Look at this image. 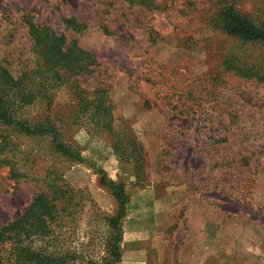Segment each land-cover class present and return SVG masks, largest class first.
Instances as JSON below:
<instances>
[{"label": "rangeland", "instance_id": "1", "mask_svg": "<svg viewBox=\"0 0 264 264\" xmlns=\"http://www.w3.org/2000/svg\"><path fill=\"white\" fill-rule=\"evenodd\" d=\"M0 0V65L40 100L20 114L51 119L83 161L48 136L0 125L25 171L0 168V228L57 178L74 190L52 245L76 264H102L116 201L100 171L124 183L130 202L116 264H264V81L226 70L235 54L264 69V43L243 42L216 24L224 4L264 25V0ZM93 53L90 74L55 80L32 71L24 16ZM87 23L81 34L64 18ZM102 98L109 112L93 117ZM113 120L114 133L100 122ZM118 144L120 152L115 146ZM123 153V154H121ZM66 206V207H67Z\"/></svg>", "mask_w": 264, "mask_h": 264}, {"label": "trees", "instance_id": "2", "mask_svg": "<svg viewBox=\"0 0 264 264\" xmlns=\"http://www.w3.org/2000/svg\"><path fill=\"white\" fill-rule=\"evenodd\" d=\"M126 1L130 5L137 4L147 9L161 6L156 0ZM24 20L33 40L32 55L36 67L32 71L36 74H49L55 80H62L73 75L90 74L98 65L93 53L83 49L77 39L67 41L63 34H58L49 26L36 24L28 15L24 16ZM64 22L77 34H81L88 27L86 22L73 16L64 18ZM216 24L226 35L245 43H264V25H257L242 16L234 5L224 4L218 8ZM222 65L236 75L264 81V69L257 64L244 63L234 53L226 54ZM27 75L28 73H23L22 77L15 78L10 70L0 65V125L15 127L29 136H48L59 152L83 161L80 154L62 141L61 133L51 119L31 123L20 117L26 107L40 100L39 94L24 85ZM105 102L98 98L87 103V108L91 107L93 117L102 111H106V114L109 112ZM109 118L106 117L100 124L114 133L113 120ZM115 147L120 152L118 144ZM14 151L6 137L1 134L0 168L8 166L10 178L18 180L23 174L26 175V172L21 171L22 166L18 165L14 154H10ZM100 174V183L111 191L116 201L115 213L103 216L109 235L105 239L106 253L102 257V264H116L122 258V222L128 211L130 197L123 182L109 179L104 171H100ZM73 192L72 188L54 178L51 180V192L36 194L18 218L3 225L0 228V264H76L69 252L57 251L51 243L54 228L65 223V217L68 215L66 203L71 205Z\"/></svg>", "mask_w": 264, "mask_h": 264}]
</instances>
